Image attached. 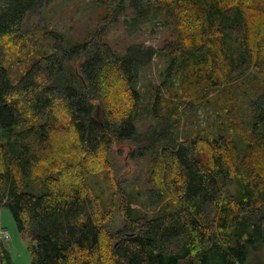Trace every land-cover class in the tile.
<instances>
[{
  "label": "trees",
  "instance_id": "1",
  "mask_svg": "<svg viewBox=\"0 0 264 264\" xmlns=\"http://www.w3.org/2000/svg\"><path fill=\"white\" fill-rule=\"evenodd\" d=\"M54 1L0 0V206L30 263L264 264V0H101L85 43L67 49L44 30L47 43L25 49ZM128 11L130 37L151 14L177 43L117 54L105 38ZM159 55L165 95L157 84L142 93L141 70ZM12 56L31 59L15 81ZM124 143L129 161L149 159L143 192L113 168ZM99 171L116 205L83 183ZM0 264H14L2 241Z\"/></svg>",
  "mask_w": 264,
  "mask_h": 264
},
{
  "label": "rangeland",
  "instance_id": "2",
  "mask_svg": "<svg viewBox=\"0 0 264 264\" xmlns=\"http://www.w3.org/2000/svg\"><path fill=\"white\" fill-rule=\"evenodd\" d=\"M101 0H55L47 5L32 19L33 27L28 31L26 37L27 49L29 44L40 42L41 45L47 43L45 38L42 37L44 30L54 33H60L64 39L65 48L69 49L73 46L81 45L86 42L88 36L92 34L97 26L99 19L104 15V7L100 2ZM130 11L125 16L119 17V21L115 24L106 35V42L109 46L119 55H123L130 44L141 43L144 45L153 46L160 49L164 44L177 43L176 30L172 28H165L163 25L162 17L157 18L155 26L150 23L152 15H149V20L146 24L141 25V30H137L133 37L127 35L125 20L130 18ZM28 28V27H27ZM7 50H11L8 44L5 46ZM29 51V50H28ZM16 54H19L18 52ZM16 56L8 58L7 63L3 66L8 71V76L11 81H15L24 68L30 63L29 57L23 58L18 62ZM169 62L168 57L159 55L155 58L153 64L149 68L141 70V83L139 90L142 93L152 94L157 84L161 92L165 95L166 90L161 85V81L166 78L165 74L168 72ZM166 81V80H165ZM244 101V100H243ZM212 118V117H211ZM152 118L146 116L142 119L137 127L143 131L148 126H151ZM205 126L203 119L200 122H194L188 128L189 133L193 134ZM71 138L70 134L66 131L59 129L55 133V140L62 143L64 146L65 141ZM129 143L117 144L113 147L112 164L113 168L131 182L134 188H138L140 192L147 186L149 176V159L148 157L138 160H128L127 156L132 149ZM58 148V147H57ZM121 152V155L119 153ZM83 183L92 187L95 194H97L104 206L117 204L116 197L112 195L110 190V181L105 171H99L97 174L88 175L83 178ZM133 187L130 186L131 190ZM143 202V199H138ZM0 226L7 232L9 239L4 242V245L11 257L14 264H31L30 254L28 251L29 241L22 237L18 232L12 215L5 206H0Z\"/></svg>",
  "mask_w": 264,
  "mask_h": 264
},
{
  "label": "built area",
  "instance_id": "3",
  "mask_svg": "<svg viewBox=\"0 0 264 264\" xmlns=\"http://www.w3.org/2000/svg\"><path fill=\"white\" fill-rule=\"evenodd\" d=\"M8 239H9V236H8L7 232L4 231L0 226V241H2L4 243V242L8 241Z\"/></svg>",
  "mask_w": 264,
  "mask_h": 264
}]
</instances>
